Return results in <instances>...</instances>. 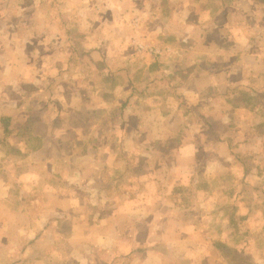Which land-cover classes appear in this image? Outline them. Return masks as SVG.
<instances>
[{"label":"rangeland","instance_id":"obj_1","mask_svg":"<svg viewBox=\"0 0 264 264\" xmlns=\"http://www.w3.org/2000/svg\"><path fill=\"white\" fill-rule=\"evenodd\" d=\"M0 61L22 216L113 217L122 252L143 209L181 262L264 264V0H0Z\"/></svg>","mask_w":264,"mask_h":264},{"label":"crops","instance_id":"obj_2","mask_svg":"<svg viewBox=\"0 0 264 264\" xmlns=\"http://www.w3.org/2000/svg\"><path fill=\"white\" fill-rule=\"evenodd\" d=\"M82 15L83 12L74 16L78 26L84 22ZM95 25L96 23H94ZM3 66V62L0 61L2 82L5 75ZM5 89L6 86L3 95ZM1 93L2 85H0V106L2 108ZM1 130L4 132L3 128ZM2 157L3 155L0 154V158ZM12 187H14L12 184L6 183L4 175L0 174V264H186V262L179 261L181 249L175 248L177 243L175 244L172 237L170 239L172 243L168 244L166 251L158 247L161 234L156 233L155 235L154 231L150 232L147 229L150 220L144 212L140 214L143 209L139 212L132 211L131 216L124 220L129 221L130 225H137L138 228L129 237H126L130 240V244L127 245L128 250L121 252L118 250L119 244H117L118 237L121 235L120 227L118 228L117 224L121 222H116L113 217L102 215L92 218L94 220L91 222L92 220L85 216H72L67 222H64L54 216L51 218L46 216L38 221L22 216V211L27 209L23 197H16L17 200H14V203L6 201ZM107 204L116 205L112 201ZM141 205L143 206V204ZM146 207L148 206L144 205L145 209ZM126 208L132 210V207ZM107 215L110 216L111 212H108ZM179 227L178 224L177 233L172 234L174 240L178 239L179 242L187 240L195 244L191 237L185 236L182 239L183 235L179 232ZM121 231L123 232L122 229ZM188 231L189 235L196 232L195 229H188ZM133 240L135 246H133ZM70 242L77 243L76 246H72L71 252H69ZM88 245L91 246L92 253H96L98 256L97 259L90 258L92 253H90L91 249L86 248ZM79 247L80 250H77ZM104 254H107L108 258H105ZM120 257L125 259L121 260ZM187 260V264H196L192 258Z\"/></svg>","mask_w":264,"mask_h":264},{"label":"trees","instance_id":"obj_3","mask_svg":"<svg viewBox=\"0 0 264 264\" xmlns=\"http://www.w3.org/2000/svg\"><path fill=\"white\" fill-rule=\"evenodd\" d=\"M217 245H218V247H222V243L221 242L220 243L218 242Z\"/></svg>","mask_w":264,"mask_h":264}]
</instances>
